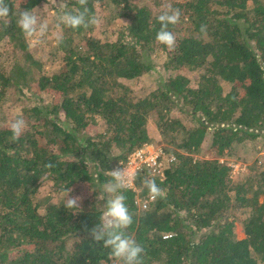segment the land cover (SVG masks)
<instances>
[{
  "label": "trees",
  "instance_id": "16d2710c",
  "mask_svg": "<svg viewBox=\"0 0 264 264\" xmlns=\"http://www.w3.org/2000/svg\"><path fill=\"white\" fill-rule=\"evenodd\" d=\"M5 3L12 13L0 20V264H114L89 230L104 210L110 171L149 145L163 146L165 176L144 169L136 191L122 190L143 264H264V158L236 178L221 160L241 147L248 162L264 140V0H88L89 17L123 21L115 36L96 35L100 23H59L53 40L33 45L19 14L30 10L39 24L51 0ZM60 3L58 18L83 10L78 0ZM165 5L181 13L169 25L172 49L155 39ZM151 59L166 75L160 86ZM17 118L26 128L13 141ZM206 147L211 158H197ZM146 178L166 198L140 210L139 197L150 199ZM47 183L53 201L43 196ZM69 189L80 208L63 206ZM236 222L245 239L236 238Z\"/></svg>",
  "mask_w": 264,
  "mask_h": 264
},
{
  "label": "clouds",
  "instance_id": "9594fccd",
  "mask_svg": "<svg viewBox=\"0 0 264 264\" xmlns=\"http://www.w3.org/2000/svg\"><path fill=\"white\" fill-rule=\"evenodd\" d=\"M87 2L88 0H78L83 10L75 14L65 12L59 17V23L73 29L81 26L87 28L90 25H98L100 23L99 18L88 16ZM11 13V7L5 3V0H0V20H6ZM180 15L178 8H172L171 5L164 6V10L157 17L161 27L155 39L159 44L165 45L169 49L175 47L176 36L169 30V25L178 23ZM17 24L26 38L34 36L37 32L43 35L48 28V25L44 22L38 24L37 16L30 10H23L19 14ZM204 27H201L202 31ZM25 128L26 122L23 118L13 120L9 129L12 133L11 139L16 141ZM90 161V158L85 159L87 165ZM110 172L111 180L102 186L106 194L104 210L98 219L99 223L89 230V234L95 242H102L103 247L108 249V257L114 261V264H143V246L127 233V229L133 223V216L126 206V197L122 192L130 181L128 169L123 167ZM143 185L148 190L151 200L166 198L165 190L154 179L146 178L143 181ZM68 191L69 195L65 199L63 206L67 210L80 208V197L72 196V189Z\"/></svg>",
  "mask_w": 264,
  "mask_h": 264
},
{
  "label": "rangeland",
  "instance_id": "374dc122",
  "mask_svg": "<svg viewBox=\"0 0 264 264\" xmlns=\"http://www.w3.org/2000/svg\"><path fill=\"white\" fill-rule=\"evenodd\" d=\"M58 7L61 11L63 10L62 9V5L60 3V0H51V3L49 4H46L45 6H43L41 8V11H40V17H43L42 19V22L46 23L48 25V31H46L43 35H41L39 32H37L34 36L30 37L28 40V44H39V43H42V44H45L44 41L45 40H53L54 36L57 35V29H56V26L59 25V18H58V14L57 12L55 11V7ZM101 15H103V13H101ZM102 19L100 25L97 27V31H96V35L98 36H101L100 34H108L110 33V35H113V32L114 30H116L119 25H122L123 21L120 20V19H116V20H113L112 18H110L109 16L106 17V18H100ZM109 26V28L106 30V27ZM54 26V31H50L52 29V27ZM117 32V30H116ZM43 49L44 47H42V50H40V54H43ZM19 54L20 55H23V51H19ZM152 60V59H151ZM152 62L156 65V71H151V74L154 76V81H153V84L154 86L156 87V84L157 85H162L164 83V81L166 82V75L164 74L163 70L161 69L160 67V63L157 61V60H152ZM55 68V66L53 67ZM163 82V83H162ZM15 108H19L18 106H16ZM13 113L14 110H12ZM175 115H178V113L176 111L173 112ZM98 123H101L98 119ZM99 127H100V124H99ZM149 130H150V134H152L153 136H155L156 138H158L159 134H160V131L157 127V125L152 121L150 120L149 122ZM97 133V129L96 127L94 128H91V130L89 131V133H87L86 135H95ZM264 134V133H262ZM158 135V136H157ZM258 142H261L259 143V146H257V150H259V153L257 154V156L255 158H253L252 160L246 162L243 160V156L245 154V150H243L244 148H241V147H237V151H231V152H228V154L225 156V157H222L221 160H224L225 162H227V164H231L232 166H235V174L232 173V176L233 178H236L237 176H239V172H249V168L250 166L253 164L254 161H256V158L257 160L258 159H261V158H264V140L262 141L261 139L258 141ZM166 144H164L165 146ZM153 145H149V147H152ZM167 146V145H166ZM155 148H163L162 145H157V146H153ZM205 151L204 153L201 155H195L197 158H204V159H208V158H211L210 157V153H208V150H207V147L204 148ZM263 163V162H262ZM260 165V163H259ZM241 172V173H242ZM51 187H52V184L51 183H47L44 187V190H43V196H49L50 199L53 201L55 200L57 197L55 196L56 194L55 193H52L50 190H51ZM86 189V188H85ZM83 188V190H85ZM87 192V193H86ZM84 191V194L83 196H91L92 193H90L89 190L87 191ZM45 194H48V195H45ZM47 197V198H49ZM140 200H142L140 197H139ZM142 202H144V200H142ZM139 204V208L140 210H142V207L140 206L141 202H138ZM235 231H236V238L238 240H242V239H245V233L243 231V227L242 225L239 223V222H236V225H235Z\"/></svg>",
  "mask_w": 264,
  "mask_h": 264
},
{
  "label": "built area",
  "instance_id": "2783aa9c",
  "mask_svg": "<svg viewBox=\"0 0 264 264\" xmlns=\"http://www.w3.org/2000/svg\"><path fill=\"white\" fill-rule=\"evenodd\" d=\"M165 158V151L163 148H155V147H149L145 146L140 150H137L133 154H131L128 157V160L125 164L117 165L113 170L117 168H127L129 175H130V181L126 188L133 189L136 191L135 188V178L137 177L138 173L143 171L144 169H148L151 171V174L155 177H164V167H163V160ZM174 158H172L171 161H173ZM224 162V160H222ZM230 167H232V173L235 174V166H232L231 164H228ZM151 199L148 201L142 202V200L139 199V202H141L140 206L142 207V210L147 209L149 203H151Z\"/></svg>",
  "mask_w": 264,
  "mask_h": 264
}]
</instances>
